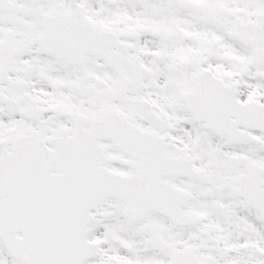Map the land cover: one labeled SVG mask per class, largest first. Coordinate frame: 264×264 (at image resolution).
<instances>
[{
	"label": "snow or ice",
	"instance_id": "obj_1",
	"mask_svg": "<svg viewBox=\"0 0 264 264\" xmlns=\"http://www.w3.org/2000/svg\"><path fill=\"white\" fill-rule=\"evenodd\" d=\"M0 264H264V0H0Z\"/></svg>",
	"mask_w": 264,
	"mask_h": 264
}]
</instances>
